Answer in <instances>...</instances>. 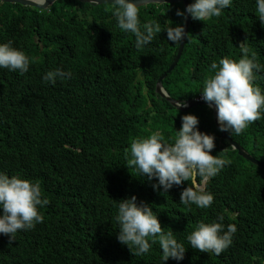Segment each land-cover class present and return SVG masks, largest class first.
I'll list each match as a JSON object with an SVG mask.
<instances>
[{"label": "trees", "instance_id": "trees-1", "mask_svg": "<svg viewBox=\"0 0 264 264\" xmlns=\"http://www.w3.org/2000/svg\"><path fill=\"white\" fill-rule=\"evenodd\" d=\"M177 10L184 12L181 2L139 6L141 28L156 20L162 31L137 49L134 34L118 28L111 3L55 0L41 9L0 1V43L11 42L31 61L23 75L0 68V174L39 183L42 198L50 201L38 206L44 221L33 229L18 231L11 243L0 234V264H264V169L219 138L204 105L195 107L197 113L189 112L194 107L181 112L154 92L177 50L166 31L183 24ZM190 18L180 58L162 80L173 98L195 96L214 74L213 61L242 58L241 42L264 66L256 0H232L220 17L205 22ZM57 68L71 78L45 83L43 76ZM254 75L264 94V68ZM186 114L197 116L198 130L215 137L211 154L230 161L206 185L214 197L207 209L180 203L188 181L165 193L162 186L153 188L157 178L125 165L132 139L159 131L172 142ZM226 133L264 163V113L242 134ZM133 195L186 247L182 260L163 262L158 243L137 256L118 241V204ZM219 215L225 230L236 225L232 244L219 256L193 249L187 236L200 222H219Z\"/></svg>", "mask_w": 264, "mask_h": 264}, {"label": "clouds", "instance_id": "clouds-1", "mask_svg": "<svg viewBox=\"0 0 264 264\" xmlns=\"http://www.w3.org/2000/svg\"><path fill=\"white\" fill-rule=\"evenodd\" d=\"M33 3L39 7H47L45 6L47 0H33ZM231 3L232 0H195L187 6L186 11L193 20L205 22L213 17H220L222 10ZM111 12L120 30L134 34L137 49H142L152 42L156 34L162 31L161 25L156 20L144 23L142 30L139 6L135 0H111ZM176 14L184 16V12L180 10H177ZM256 15L264 25V0H256ZM166 31L169 41L181 45L185 38L183 24L168 26ZM239 48L243 53L242 58L237 61L225 56L218 63L213 61L210 69L215 70L214 74L208 76L203 81V87L199 86L195 96L189 98L205 101L210 106L214 103L219 130L236 135L242 134L250 124L261 119L264 113V94L253 84L254 70L260 71L264 66L257 62L256 53L244 42L240 43ZM30 62V57L24 51L12 47L11 42L0 43V68L18 71L23 75L29 70ZM58 78L61 80L71 78V72L59 68L50 70L43 76V81L55 84ZM198 106L202 105L193 107ZM176 107L177 109L187 107V104L180 102ZM198 123L197 116L184 115L182 126L172 138V142L165 140L159 131L152 132L146 138L132 139L130 148L125 150V165L129 169L135 168L140 176H147L149 180L157 178L158 184H153V188L158 189L162 186L165 193L174 185L180 186L184 181H188L189 186L180 194V203L207 209L211 207L214 197L205 190L206 185L210 178L218 175L230 161L211 154L215 148V137L199 131ZM136 201L137 198L133 195L120 200L118 204V214L115 216L119 225L118 241L122 245H127L132 255L137 256L147 253L152 244L158 243L162 249L163 262L169 258L182 260L186 247L174 238L172 231L163 230L149 204L141 202L138 205ZM49 203V199L42 198L39 183H33L16 175L10 178L6 174H0V208H2L0 234L9 236L11 243L18 231L31 230L36 224L44 221L38 206L43 207ZM223 220L224 216L219 215L217 217L219 222L198 223L195 230L187 236L189 245L200 252L219 256L232 244L233 235L237 230L233 223H229L225 230Z\"/></svg>", "mask_w": 264, "mask_h": 264}, {"label": "water", "instance_id": "water-1", "mask_svg": "<svg viewBox=\"0 0 264 264\" xmlns=\"http://www.w3.org/2000/svg\"><path fill=\"white\" fill-rule=\"evenodd\" d=\"M1 2H9V3H19L21 5H28V6H33L36 8H41V9H45L47 8L49 5H51L55 0H47V4L45 6L47 7H39L36 4L33 3V0H0ZM80 2H86V3H90V4H103V3H111V0H77ZM135 2L138 4V6L141 5H145V4H149V3H175V2H182L183 6H184V22H183V26L185 28V38L184 40L181 42V45L177 46V50L176 53L171 61V63L169 64L168 68L166 69L165 72H163L160 76H158V78L156 79L155 82V87H154V92L157 94V96H159L160 98L165 99L170 105H172L174 108L177 109V105L180 102H185L187 104V107H179L177 110L179 111H186L187 109L196 106V105H208L210 106L207 102L205 101H198L195 99H188V100H180L177 98H173L172 96H170L165 89L162 86V79L165 77V75L170 72L174 66L176 65V63L178 62V59L181 55L185 40H186V33H187V28L189 26L190 23V18L189 15L186 11L187 9V0H135ZM140 75H143V72H140ZM147 86L143 85L142 91L143 94L146 95L147 93ZM199 90H201V88H199ZM211 110H212V120L215 124L216 127L219 128V123H218V119H217V110L215 107V104H211L210 106ZM220 138H224L225 141H227L232 149L237 150V153L242 156L243 158H245L246 160L250 161L251 163L259 166L260 168L264 169V164L260 161H258L255 157H253L251 154H249L239 143H237L235 140H233L229 135H227L226 131H220Z\"/></svg>", "mask_w": 264, "mask_h": 264}, {"label": "rangeland", "instance_id": "rangeland-1", "mask_svg": "<svg viewBox=\"0 0 264 264\" xmlns=\"http://www.w3.org/2000/svg\"><path fill=\"white\" fill-rule=\"evenodd\" d=\"M196 53V49H194L193 50V53H192V55H194ZM193 68V67H192ZM192 79V78H191ZM192 80H194V79H192ZM147 98V97H146ZM210 108L208 107V106H204V111L208 114V115H210ZM192 111V113H197L198 112V108H195L194 110H189V112H191ZM186 112V111H185ZM234 140V139H233ZM244 148V147H243ZM245 149V148H244ZM246 150V149H245ZM247 151V150H246ZM250 153V152H249ZM251 154V153H250Z\"/></svg>", "mask_w": 264, "mask_h": 264}, {"label": "built area", "instance_id": "built-area-1", "mask_svg": "<svg viewBox=\"0 0 264 264\" xmlns=\"http://www.w3.org/2000/svg\"><path fill=\"white\" fill-rule=\"evenodd\" d=\"M201 97V96H200ZM202 98V97H201Z\"/></svg>", "mask_w": 264, "mask_h": 264}]
</instances>
